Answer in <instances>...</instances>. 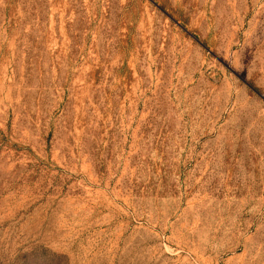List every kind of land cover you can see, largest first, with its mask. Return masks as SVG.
Listing matches in <instances>:
<instances>
[{"label": "rangeland", "instance_id": "rangeland-1", "mask_svg": "<svg viewBox=\"0 0 264 264\" xmlns=\"http://www.w3.org/2000/svg\"><path fill=\"white\" fill-rule=\"evenodd\" d=\"M0 264H264V0H0Z\"/></svg>", "mask_w": 264, "mask_h": 264}]
</instances>
